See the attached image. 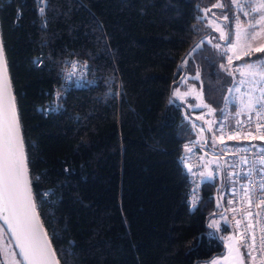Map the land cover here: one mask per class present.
I'll return each instance as SVG.
<instances>
[{
  "label": "trees",
  "instance_id": "16d2710c",
  "mask_svg": "<svg viewBox=\"0 0 264 264\" xmlns=\"http://www.w3.org/2000/svg\"><path fill=\"white\" fill-rule=\"evenodd\" d=\"M219 1L229 3L47 0L45 28L32 0L0 1L31 191L59 264H203L224 253L209 222L228 209V166L217 161L220 182L200 179L194 205L182 145L196 137L183 105L170 103L198 72L207 106L224 105L233 79L201 19ZM72 60L86 63L90 83L64 93L61 70ZM54 88L63 95L53 99ZM47 105L56 112L45 115Z\"/></svg>",
  "mask_w": 264,
  "mask_h": 264
},
{
  "label": "snow or ice",
  "instance_id": "6c2138e0",
  "mask_svg": "<svg viewBox=\"0 0 264 264\" xmlns=\"http://www.w3.org/2000/svg\"><path fill=\"white\" fill-rule=\"evenodd\" d=\"M216 7H223L222 4L215 5ZM237 7H242L237 5ZM247 10L244 11V16L250 17L248 27L244 28L239 17L235 19V31L234 33L226 32L224 27L211 21L215 24L214 30L219 32V38L225 39L228 42V46L225 48V55L230 51L235 55L236 59H241L242 55H248L249 50L253 48L250 40H256L261 34H264V0H248L246 5ZM43 8L40 9L41 14ZM210 11V10H206ZM19 15V14H18ZM223 20L228 21L227 15L223 16ZM235 35L236 43H232L231 35ZM197 47H200L197 45ZM217 49L220 48L219 44L214 45ZM243 48V52L240 53L237 50ZM256 52H264V45L255 47ZM233 60L232 56H228V63L231 64ZM223 67V65H222ZM260 71H257V65L253 63L245 64L241 68L235 69L242 77L250 76L251 83L254 88H258L261 95L259 97H249L247 101H241L240 112L249 113V119H251V113L256 114V119L261 118L264 113V64L260 65ZM0 68L6 71V64L3 62V47L0 45ZM227 71V69H225ZM231 75L232 73L229 72ZM195 79H199L197 74ZM246 80H241L240 83H246ZM195 89L187 90L183 93L179 88L175 89L173 96L184 101L185 97L190 96ZM231 91V89H229ZM239 91V89H237ZM197 99L201 100V103L197 106L208 107L202 101V96L198 95ZM172 101H170L171 103ZM212 110L209 109V112ZM260 125L257 124V130L259 131ZM251 135V133H250ZM223 139V136L220 137ZM229 139H233V136H229ZM255 138V137H254ZM264 139V137H261ZM242 152L248 151V149H240ZM264 152V149H260ZM244 163H247L245 157ZM259 165L264 168V158L259 160ZM211 178V177H209ZM260 190L264 192V183L260 185ZM245 195L249 197V206H251V195L247 188H245ZM235 211V209H233ZM250 216L251 213H248ZM0 219H3L4 224L7 225L8 231L12 233L16 241V246L20 249V255L26 264H57L54 259V252L51 248L49 241L46 238V234L42 230V226L38 223V217L35 212V204L32 200V191L28 178L27 166L25 163V157L23 153V143L20 135V127L18 117L15 112L14 100L10 93V84L6 80L0 83ZM237 227L240 225V220H236ZM210 224L209 227H213ZM248 229H253L254 224L249 223ZM244 231L239 233V238L244 239ZM249 249L248 257L252 261L257 260L256 256L252 255L253 251H256V236L253 231L251 234V243L244 245ZM231 252V245L229 246ZM240 246L237 245L236 253L239 256ZM259 251L261 252L260 264H264V234L261 235V245ZM12 264H17L15 260Z\"/></svg>",
  "mask_w": 264,
  "mask_h": 264
},
{
  "label": "built area",
  "instance_id": "2783aa9c",
  "mask_svg": "<svg viewBox=\"0 0 264 264\" xmlns=\"http://www.w3.org/2000/svg\"><path fill=\"white\" fill-rule=\"evenodd\" d=\"M10 2L11 0H0ZM34 11L38 22L42 28L46 27L47 18V0H32ZM43 8L41 14L40 9ZM19 14V15H18ZM20 18V13L17 12L15 19ZM61 88L65 93L68 90L81 89L86 87L90 81L87 78V65L83 61L72 60L67 66L61 70ZM63 95L57 88L52 91V98L57 99L60 94ZM56 112V107L47 105L44 108V114L49 115ZM247 114L235 121L220 123L219 135V150L211 151L205 145L197 140L185 142L182 145L184 152V168L190 178L189 196L193 204H196V193L201 185V168L205 161V157L213 158L216 161L225 163L228 166V211L232 217L233 229L238 234L244 231V239L241 240L244 245L251 243V234L254 231L256 236V251L252 252L257 260L252 261L253 264H260L259 251L261 245V235L264 234V192L260 190V185L264 183V168L259 165V160L264 158V113L259 120L256 119V114L251 113V119ZM257 124L261 127L257 130ZM251 133V135H250ZM233 139H229V136ZM255 137V138H254ZM248 149L246 152L240 149ZM245 157L247 163H244ZM245 188L252 193L251 206H249V197L245 195ZM235 209V211H233ZM248 213H251L249 216ZM240 220V225L237 227L236 220ZM249 223L254 224L253 229H248Z\"/></svg>",
  "mask_w": 264,
  "mask_h": 264
},
{
  "label": "rangeland",
  "instance_id": "374dc122",
  "mask_svg": "<svg viewBox=\"0 0 264 264\" xmlns=\"http://www.w3.org/2000/svg\"><path fill=\"white\" fill-rule=\"evenodd\" d=\"M228 1L230 4L222 3L220 1L216 3V5L222 4L223 7H216L214 5V8H216L217 10L212 13L213 17H210L208 15L209 11L206 12L207 9L201 12L202 13L201 19L206 21L207 30H210L217 34V37L211 36L210 38H208L207 42L218 53V59L222 56V58H220L221 62L219 64L221 70L226 75L230 76L233 79L232 83H230V85H228L226 89V94L223 100V104H224L223 107H221L220 109L214 110L209 106L208 107L197 106L201 103V100L197 99V96L198 95L202 96L200 83H199V86L196 83H194V82L200 81V75L198 72L195 73L194 75L185 76L180 86L173 89V92H174L175 89L179 88L181 93L187 90H191V89H195V91H193L190 96L185 97L183 102H181L179 99H176L173 96V92H172V100H171L172 102L181 103L183 105L182 107L184 108V110L187 113H189V116L187 118L193 128L196 140L201 144H205L204 143L205 135L203 133L202 127L203 126L207 127L208 129L207 130V142H208V146L211 148L212 151L219 150V140L218 139L220 138V135L218 133V130L220 127L221 120L223 118L226 119V116L228 118L229 116H231V114H233L232 116H240L241 114L237 115V113L240 112L241 101L242 100L247 101L249 99L251 91L256 89L253 87V84L251 83L252 78L250 76L242 77L239 72L235 71V69L241 68L245 65L244 63H242V59L252 56L254 54L260 53L254 50L255 47H260L261 45H264V34H261V36L258 37L256 40L249 41L252 44L253 48L249 50L248 55H242L241 59H236L235 55L230 51L227 53V55L224 54L225 48L228 45L219 43V41L225 43V39L219 38V35H220L219 32L214 30L215 24H212L210 22L215 21L219 25L223 26L226 31L225 24L226 23L228 24V22L233 21V27L235 29V19L236 17H239L243 24V27L246 28L248 26L247 24L248 21L246 20V17L243 14L246 9L245 5H247L248 1L246 2L245 0H228ZM229 5H233L232 10H231L233 14L232 15L230 14V16L228 13L229 7H230ZM237 5H241L242 7H237ZM226 8H228V11L225 10ZM224 15H227L229 17V20L230 19L231 20L230 21L223 20ZM233 16H234V19L232 20ZM242 18L244 19L242 20ZM232 43H236L235 36H234V40ZM216 44L220 45L219 49L214 47V45ZM198 45L200 46V44ZM198 48L199 47H197L196 45L189 52L188 56L185 58V63H186V60L195 51L198 50ZM237 51L242 53L243 48H240ZM228 56L233 57L231 64L228 63ZM253 64H256V63H253ZM225 69H227V71ZM257 71H259L258 65H257ZM229 72H231L232 74L230 75ZM197 74L199 75V79L194 78L197 76ZM241 80H246L247 82L244 84H241L240 83ZM229 89H231V91H229ZM237 89H239V91H237ZM202 101L204 104H206L203 100V96H202ZM232 104L237 106L236 107L237 110L234 111V113L228 110L230 109ZM209 109H211L212 111L209 112ZM228 119H231V118H228ZM218 167L219 166L216 160L210 157H205L201 178L205 180H211L213 176H215L216 179L220 182V179H221L220 170H218ZM210 224L214 225L211 228L216 231L217 235L223 240V243H224V253L222 255L214 257L212 260L213 264H253L251 259H249L248 257L249 249L244 246L238 234L233 229L232 217L228 209H226L225 212L219 217L212 219L209 222V225ZM223 228L228 229L229 232L226 234H222L221 229ZM5 235L6 234H5L4 229L0 226V262L1 264H12L13 260H15L17 264H21L11 242H9L8 238ZM230 245L232 249L231 252L229 248ZM237 245L240 246L239 256H237V253H236ZM245 256H246L247 262L245 261Z\"/></svg>",
  "mask_w": 264,
  "mask_h": 264
},
{
  "label": "water",
  "instance_id": "95a60500",
  "mask_svg": "<svg viewBox=\"0 0 264 264\" xmlns=\"http://www.w3.org/2000/svg\"><path fill=\"white\" fill-rule=\"evenodd\" d=\"M0 45H2V43H1V37H0ZM3 62H4V64H6V63H5L4 52H3ZM5 80H6L7 82H9V84H10V93H11V96H12V98H13V100H14V95H13V91H12V87H11V83H10V79H9V75H8V71H7V66H6V71H5L3 68H0V83H2V82L5 81ZM14 104H15V100H14ZM15 112H16V115H17L16 105H15ZM17 117H18V115H17ZM18 121H19V119H18ZM19 127H20V123H19ZM20 135H21V139H22L21 128H20ZM22 143H23V139H22ZM23 153H24V157H25L24 145H23ZM25 163H26V166H27L26 157H25ZM27 171H28V168H27ZM28 178H29V173H28ZM29 182H30V179H29ZM30 186H31V185H30ZM32 200H33V202H34L33 195H32ZM34 204H35V203H34ZM35 212H36V216L38 217V223H39V225L42 226V230H43V232L46 234V231H45V229L43 228V225H42V223H41V221H40V219H39V216H38V213H37L36 207H35ZM0 226L4 229V231H5V233H6L7 237H8V239H9V241L11 242V244H12V246H13L15 252H16V255H17V257H18L20 263H21V264H26V261H24V260H23V257L20 255V249L16 246V241H15L14 237L12 236V233H11L10 231H8V229H7V225L4 224L3 219H0ZM46 238H47V240L49 241V238H48L47 234H46ZM49 243H50V241H49ZM50 245H51V243H50ZM51 248H52V246H51ZM52 250H53V248H52ZM53 252H54V251H53ZM54 254H55V253H54ZM54 259L56 260L57 264H59V263H58V260H57V258H56V255L54 256Z\"/></svg>",
  "mask_w": 264,
  "mask_h": 264
},
{
  "label": "crops",
  "instance_id": "0c3cea01",
  "mask_svg": "<svg viewBox=\"0 0 264 264\" xmlns=\"http://www.w3.org/2000/svg\"><path fill=\"white\" fill-rule=\"evenodd\" d=\"M246 1H248V0H245V2ZM257 2H258V0H257ZM231 6H233V5H231ZM245 7H246V5H245ZM247 10V8L245 9V11ZM246 17V20L248 21L247 22V24L250 22V17H247V16H245ZM234 19V16H233V18H232V20ZM244 18H242V20H243ZM231 20V19H230ZM229 23H231V33H234V31H235V29H234V27H233V21L232 22H229ZM248 27V26H247ZM246 27V28H247ZM234 34L233 35H231V40H232V42H233V40H234ZM225 45H228V42L225 44ZM251 63H256V65H258V66H260V65H262V64H264V58H262V59H259L258 61H255V62H251ZM261 69H260V67H259V71H260ZM255 90V91H254ZM254 90H252L251 91V94H250V96L251 97H253V98H255V97H259L260 95H261V93H260V91H259V89L258 88H256V89H254ZM249 96V97H250ZM236 105H234V104H232V106L230 107V109L231 110H229V111H231V112H233L234 113V111H236L237 109H236ZM227 113V112H226ZM247 114H249V113H247V112H245V113H242L240 116H232L233 114H231V116H229L228 118H231V119H228L227 118V116H226V119L225 118H223L222 120H221V122H223V121H226V122H231V121H235L236 119H239V118H241V117H243V116H245V115H247ZM188 117V116H187ZM188 120V119H187ZM189 121V120H188ZM202 129H203V133H204V135H205V138H204V143L205 144H207V146H208V142H207V127L206 126H203L202 127ZM218 133H219V130H218ZM209 147V146H208ZM210 148V147H209ZM213 260V259H212ZM212 260H210L209 262H206V264H213V262H212ZM204 264V263H203Z\"/></svg>",
  "mask_w": 264,
  "mask_h": 264
}]
</instances>
